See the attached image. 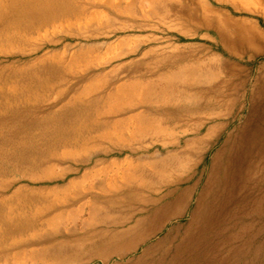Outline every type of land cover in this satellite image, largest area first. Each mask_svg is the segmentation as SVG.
Here are the masks:
<instances>
[{"label":"rangeland","instance_id":"obj_1","mask_svg":"<svg viewBox=\"0 0 264 264\" xmlns=\"http://www.w3.org/2000/svg\"><path fill=\"white\" fill-rule=\"evenodd\" d=\"M112 1L98 2L104 7ZM115 1L124 9L134 3L135 15L127 11L125 16L115 17L103 8L96 9L103 15L95 17L97 11L90 9L87 19H73L71 26L65 24L55 32L52 28L44 30L34 37L36 44L49 40L61 41L60 44H47L33 57L1 58L0 70L61 61L68 65L72 59H80L77 70H84L88 81L100 80L118 87L131 86L136 81L144 85L162 78L182 84L180 75L185 69H193L189 78L198 68L203 74L199 77L203 88L200 90L206 91L200 102H216L232 93L237 102L235 111H231L234 123L219 136L198 168L164 172L161 164L169 160L171 149L162 148L166 140L163 136L154 137L153 129L173 133L175 140L179 138L187 128L184 123L178 125L185 117L177 126L167 127L164 121L171 115L178 118L187 114L180 108L181 100L171 106L163 100H151L130 115L102 120L108 123L101 129L107 135L96 131L93 136L100 138L82 148L59 149L57 162L29 170L28 178H22L6 194L22 192L40 197L34 207L53 219L52 225L41 233L42 238L25 248L20 246L13 260L54 264L60 256L69 255L72 260L68 264H139L143 248L122 259L118 252L126 244L112 238L131 226L145 228L143 233H149L150 228L145 225L162 208L165 216H160L153 226L171 222L147 246L152 251L167 248L174 238L184 236L190 229L192 211H204L208 204L198 203L200 188L194 190L200 182L201 187L209 186L212 156L247 113L246 110L237 115L239 109L253 103L264 114V0ZM204 4L213 15L203 9ZM212 16L227 33L225 36L205 24ZM246 28L251 32L248 36L253 39L252 44L246 43ZM229 73L235 75L236 94L225 87ZM139 132L144 135L138 137ZM103 136L112 140H101ZM186 139L181 147H185ZM153 170L159 175H152ZM65 171L73 173L60 178ZM130 173L140 179L128 181ZM6 178L4 181L14 177ZM215 187L206 196L215 193ZM227 187L230 190L223 212L225 219L218 224L206 248L184 256L180 264H264V131L261 142L246 150V176ZM125 200L130 201L127 206L123 205ZM177 200L182 203L179 210L174 208ZM91 206L106 209L94 212ZM131 218L132 223L125 228ZM46 252L52 258L45 257ZM259 253L262 258L257 256Z\"/></svg>","mask_w":264,"mask_h":264},{"label":"bare ground","instance_id":"obj_2","mask_svg":"<svg viewBox=\"0 0 264 264\" xmlns=\"http://www.w3.org/2000/svg\"><path fill=\"white\" fill-rule=\"evenodd\" d=\"M98 1L0 0V59L33 57L47 44L57 46L61 41L49 40L36 44L34 37L41 35L44 30L52 28L55 32L65 24L71 26L73 19L81 22V19H87L90 9L104 8L115 17L125 16L127 11L128 14L135 15L132 2L124 9L115 0L104 7ZM92 2L93 5H90ZM203 9L213 15L205 4ZM102 15L98 11L94 13L95 17ZM205 24L215 27L221 36L227 34L217 25L218 20L213 16ZM250 33L246 28L247 44L253 40L248 36ZM80 63V59H72L68 65L61 61L43 63L34 68L0 70V264H29L21 258L16 261L12 257L17 254L20 246L25 248L24 245L41 239L44 228L53 223L52 218L34 207L40 197L34 194L22 195V192L12 196L6 194L22 178H28L29 170L57 162L59 149L82 148L95 138H100L93 136L96 131L107 135L101 129L108 123L102 120L116 118L124 113L130 115L151 100H163L170 106L175 100H181L180 108L187 114L178 118L171 115L164 121L167 127L174 124L177 126L182 117H185L178 125L184 123L187 128L180 133L179 138L175 140L173 133L163 134L153 129L154 137L163 136L166 140L162 148L171 149L169 160L161 164L164 172L185 167L191 170L198 168L205 162L204 156L212 149L219 136L234 123L231 121V111H235L237 102L232 93L221 96L216 102L213 99L206 101L205 105L200 102L201 95L206 91L200 90L203 88L199 77H203V74L198 68L194 69V75L189 78L188 73L193 69H185L180 75L184 79L182 84L162 78L144 85L141 81H136L131 86L115 87L100 80L88 81L86 72L77 70ZM225 87L227 90L230 88L234 94L237 93L238 85L235 84L234 74L226 75ZM246 110L240 126L227 134L223 146L212 156L208 169L209 186L201 187L200 182L195 187L194 192L200 188L198 203L207 201L208 204L204 211H192L190 229L186 234L174 238L167 248L152 251V247L147 246L148 242L162 234L171 222L158 228L153 226L160 216H165V209H158L152 222L145 225L150 228L149 233H143L145 228H126L132 223L131 218L125 223L126 229L112 238V241H124L126 244L118 252L122 259L137 254L143 248L139 264H180L184 256L206 248L218 224L225 219L223 212L228 201L227 191L230 190L227 186L235 179L246 176V150L261 142L264 114L252 103L239 109L237 115H242ZM150 134L151 130L148 131V135ZM143 135L140 132L137 134L138 137ZM103 139L112 140L104 136L101 140ZM183 139H186L185 147H181ZM72 173L73 171L62 172L60 178ZM152 175L159 174L153 170ZM9 176L14 178L4 181ZM127 176L130 182L140 179L136 173ZM211 187H215V193L206 196ZM128 203L130 201L125 200L123 205L127 206ZM181 206V201L174 202L176 210ZM90 209L97 212L106 208L91 206ZM257 256L263 257L261 253ZM45 257L52 258V255L46 252ZM71 260L72 256H60L54 264H68Z\"/></svg>","mask_w":264,"mask_h":264}]
</instances>
